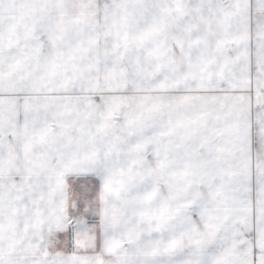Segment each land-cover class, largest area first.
I'll return each instance as SVG.
<instances>
[{
    "label": "snow or ice",
    "instance_id": "snow-or-ice-1",
    "mask_svg": "<svg viewBox=\"0 0 264 264\" xmlns=\"http://www.w3.org/2000/svg\"><path fill=\"white\" fill-rule=\"evenodd\" d=\"M0 264H264V0H0Z\"/></svg>",
    "mask_w": 264,
    "mask_h": 264
}]
</instances>
